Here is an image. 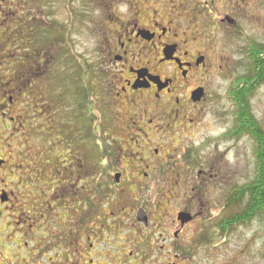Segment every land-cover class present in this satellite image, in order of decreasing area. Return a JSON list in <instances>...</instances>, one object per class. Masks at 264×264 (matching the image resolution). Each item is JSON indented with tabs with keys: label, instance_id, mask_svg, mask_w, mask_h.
<instances>
[{
	"label": "flooded vegetation",
	"instance_id": "af4514ba",
	"mask_svg": "<svg viewBox=\"0 0 264 264\" xmlns=\"http://www.w3.org/2000/svg\"><path fill=\"white\" fill-rule=\"evenodd\" d=\"M54 1L64 18L52 20L43 0H0V264L191 263L199 246L182 238L192 226L193 238L203 233L207 190L236 186L230 169L203 159L190 141L216 79L228 78L232 102L229 43L244 36L243 23L262 17L264 0ZM80 30L99 46L95 79L88 63L71 69ZM244 39L240 77L251 62L264 66V44ZM60 61L67 69L59 73ZM75 77L83 88L72 95ZM93 93L110 115L126 106L134 116L113 117L110 142L80 147L82 156L60 170L43 146L59 137L47 108L57 121L69 99L81 116ZM164 252H174L168 262Z\"/></svg>",
	"mask_w": 264,
	"mask_h": 264
},
{
	"label": "rangeland",
	"instance_id": "374dc122",
	"mask_svg": "<svg viewBox=\"0 0 264 264\" xmlns=\"http://www.w3.org/2000/svg\"><path fill=\"white\" fill-rule=\"evenodd\" d=\"M51 1L52 0H43L45 11L49 13L52 20H54L53 18L57 15L60 19L64 18V9L59 6V3H55V1L51 3ZM242 31L244 36H238L229 43L230 45L232 44L233 48L231 56L233 58L234 67L233 78L235 79L245 74L247 68L246 62L242 57H244V45H248L249 43L247 44L244 38L247 37L255 42L264 44V14L260 19L243 23ZM57 46L60 47V45ZM98 52L99 46L96 44L93 37H88L86 39L84 31H78L76 33L71 60V69H75V71L78 72L83 68L82 65L88 63V65H91L93 79L97 76L100 77L99 66L101 65V61L99 60ZM78 67L81 68L79 69ZM63 69H67L66 63L60 61L58 63L59 73ZM74 80L75 82L72 84L74 88L72 91L70 90L72 95L76 91L77 93L80 91L78 90L80 86L83 88L80 79L78 81V78L75 77ZM97 80H99V78ZM212 87L214 91L212 105L205 112L202 128L193 136L189 146L192 149H197L198 154H200L199 156L203 159L215 162L216 165L220 167L224 166L225 173H229L230 169L234 176V186H241L250 182L255 176V146L249 138L240 140L224 138V132L232 127L235 112L233 103L226 98L228 78L216 79ZM60 93H63V91L61 90ZM66 93L64 95H66ZM45 98L51 103V96L48 97L46 94ZM102 98L103 96L98 97L93 93L91 108L85 107L86 110L84 109L83 115L81 116L74 115L76 111H78L76 106L77 103L73 101L69 102V99L65 100L66 103H61L57 109V111L59 110L57 121H55L56 109H52L48 106L47 109L49 114L45 116V119L51 117L54 120L57 124L56 128L59 137H56L54 141L51 139L50 141H45L43 146L46 151L49 150L51 155L57 156V162L55 164H59L60 170L68 164L72 165L73 156H82L80 147L83 152H86L88 150H97L96 144L102 147L106 142H110L111 138L104 137V134L113 117L123 119L125 117L134 116V111L127 110L126 106H124L123 109L115 110V112L110 115V113L104 109L107 107L108 102H103ZM74 105L76 111L73 113L70 111V108L74 107ZM250 105L255 118L264 131V85L256 89L250 99ZM89 110L90 112L92 111L91 116H89ZM129 112H131V114ZM100 117L102 118L101 126L99 124ZM97 133L100 134V137H97ZM67 171H69V176L72 175V177H75V169L72 170L69 168ZM77 171L76 175L82 177L84 174L83 169L79 167ZM79 172L82 173L79 174ZM177 191L183 193L185 189L179 187ZM228 191V186L215 187L207 190L210 204L203 217V233L199 237L196 236L193 238L191 234H193L192 230L194 227L192 226L189 229V233H186L182 238V240H184L183 242L192 241L193 246L197 245L199 249L195 250L191 263L188 262L183 264H264V223L260 218H254L245 226L235 227L232 232L225 237L212 234L215 230V224L224 215L228 214V211L224 207L225 198L229 193ZM139 192L140 191H130V194L132 198L135 199L139 197ZM175 194V188L173 187L172 196ZM124 201H128L127 197L124 198ZM212 236L215 237L212 240L210 238L209 242L204 240V237L209 238ZM168 253L169 252L161 253L164 259L168 255H170L169 258L171 259L174 255V252H172V254ZM168 259L164 261L168 262Z\"/></svg>",
	"mask_w": 264,
	"mask_h": 264
},
{
	"label": "trees",
	"instance_id": "16d2710c",
	"mask_svg": "<svg viewBox=\"0 0 264 264\" xmlns=\"http://www.w3.org/2000/svg\"><path fill=\"white\" fill-rule=\"evenodd\" d=\"M251 59L255 61L254 57ZM260 85H264V66L251 62L248 74L236 79L233 91L231 90L235 122L233 130L228 132L226 138L238 140L248 136L252 140L255 146L256 169L250 182L230 191L224 205L228 214L215 224L212 233L220 237L227 236L235 227L247 225L254 218H260L264 223V131L250 105V98ZM194 159L196 152H190L187 160ZM214 237H204V240L209 242Z\"/></svg>",
	"mask_w": 264,
	"mask_h": 264
}]
</instances>
